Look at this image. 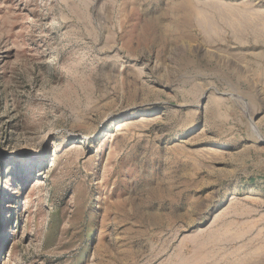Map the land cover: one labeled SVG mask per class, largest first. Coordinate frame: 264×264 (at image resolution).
Instances as JSON below:
<instances>
[{
    "label": "rangeland",
    "instance_id": "rangeland-1",
    "mask_svg": "<svg viewBox=\"0 0 264 264\" xmlns=\"http://www.w3.org/2000/svg\"><path fill=\"white\" fill-rule=\"evenodd\" d=\"M0 264H264V0H0Z\"/></svg>",
    "mask_w": 264,
    "mask_h": 264
}]
</instances>
